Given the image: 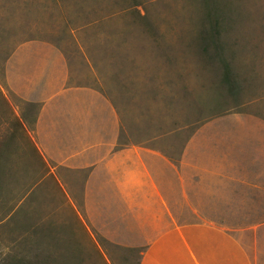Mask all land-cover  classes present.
<instances>
[{
  "label": "rangeland",
  "instance_id": "rangeland-1",
  "mask_svg": "<svg viewBox=\"0 0 264 264\" xmlns=\"http://www.w3.org/2000/svg\"><path fill=\"white\" fill-rule=\"evenodd\" d=\"M31 39L56 44L71 82L109 97L122 124L117 148L211 158L210 145L200 149L203 127L228 114L264 119V0H0V264H139V250L87 246L85 225L71 228L73 209L61 212L68 198L39 190L51 165L5 76L7 58ZM235 136L236 147L251 145ZM262 192L241 191L237 212L208 214L245 239L256 264H264Z\"/></svg>",
  "mask_w": 264,
  "mask_h": 264
},
{
  "label": "crops",
  "instance_id": "crops-1",
  "mask_svg": "<svg viewBox=\"0 0 264 264\" xmlns=\"http://www.w3.org/2000/svg\"><path fill=\"white\" fill-rule=\"evenodd\" d=\"M5 76L25 102L23 125L33 124L32 139L51 165L39 190L68 198L61 212L73 209L71 228L85 225L87 246L139 250V264H256L245 239L208 214L237 212L241 191L264 196V119L218 117L197 134L201 151L210 145L214 157L187 148L175 160L158 147L117 148V108L98 88L71 82L69 60L53 42L20 43ZM235 132L251 145L236 147ZM241 171L251 179L241 180Z\"/></svg>",
  "mask_w": 264,
  "mask_h": 264
},
{
  "label": "trees",
  "instance_id": "trees-1",
  "mask_svg": "<svg viewBox=\"0 0 264 264\" xmlns=\"http://www.w3.org/2000/svg\"><path fill=\"white\" fill-rule=\"evenodd\" d=\"M225 79L228 81L231 79V71L229 66L226 64V72H225Z\"/></svg>",
  "mask_w": 264,
  "mask_h": 264
}]
</instances>
